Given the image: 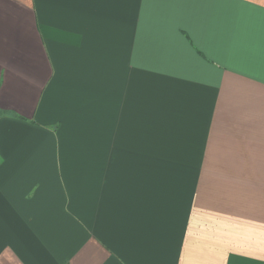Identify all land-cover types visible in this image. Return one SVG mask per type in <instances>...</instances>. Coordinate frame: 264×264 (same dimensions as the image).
<instances>
[{"label":"crops","instance_id":"obj_1","mask_svg":"<svg viewBox=\"0 0 264 264\" xmlns=\"http://www.w3.org/2000/svg\"><path fill=\"white\" fill-rule=\"evenodd\" d=\"M0 264H264V0H0Z\"/></svg>","mask_w":264,"mask_h":264}]
</instances>
